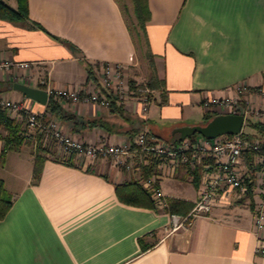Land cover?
I'll list each match as a JSON object with an SVG mask.
<instances>
[{"label": "crops", "instance_id": "0c3cea01", "mask_svg": "<svg viewBox=\"0 0 264 264\" xmlns=\"http://www.w3.org/2000/svg\"><path fill=\"white\" fill-rule=\"evenodd\" d=\"M130 2L131 8L120 0H27V20L0 17V97L20 99L44 111L42 119L54 117L69 134L93 141L131 142L138 126L177 140V125L203 122L205 95L232 94L237 84L264 106V0H146L142 28ZM107 60L125 65L130 84L128 102L116 100L121 114L109 105L62 98L60 110L50 112L49 94L41 102L9 86L16 80L44 88L39 78L45 76L53 86L97 88L112 100L92 70ZM152 68L154 86L147 83ZM142 82L150 88L144 116L136 90ZM99 117L105 123L90 121ZM4 132L0 127V149ZM32 134L0 161L11 195L0 217V264H264L250 194L223 197L210 215L172 229L171 213L188 211L197 195L193 167L164 158L148 174H156L161 191L151 194L153 203L125 201L115 185L139 177L147 161L132 142L129 166L117 168L110 156L61 157L50 140L35 170L40 134ZM176 198L189 203L185 211L171 209Z\"/></svg>", "mask_w": 264, "mask_h": 264}, {"label": "built area", "instance_id": "2783aa9c", "mask_svg": "<svg viewBox=\"0 0 264 264\" xmlns=\"http://www.w3.org/2000/svg\"><path fill=\"white\" fill-rule=\"evenodd\" d=\"M93 72L97 78L109 87L115 100L128 102L130 84L124 78L125 65L116 61H102L93 64ZM44 84L48 94H53L57 99H64L72 102H93L108 106L110 99L100 96L99 89L83 90L79 85H58L50 84L45 76L39 78ZM232 94H207L201 100L206 112H233L242 114L241 129L234 133H221L212 137L203 136L191 138L189 135L180 137L173 144L157 134L148 133L145 128L137 130L131 142L137 151V156L142 160H148L154 155L158 158L159 165L164 158H177L193 167L201 163L197 195L193 204L183 214L171 213V228L188 223L197 215H210L212 207L219 200L231 198L247 193L249 184L250 191L254 198L253 225L257 236L256 250L264 255V151L255 153L252 158L245 157V151L256 149L258 137H245L242 134L243 124L256 120L264 123V106L259 99H254L245 91L244 86L235 85ZM139 92V112L145 115L150 102V88L146 82L137 84ZM241 90V91H240ZM0 103L6 106L9 113L14 116L20 113L24 117L27 126L25 134L33 136L36 130L40 134V141L43 145L50 140L58 149L61 157H68L72 154L81 157H104L110 156L115 167H128L125 155L130 149L131 142L105 141L98 138L95 141L82 140L69 134L64 130L54 117L42 119V111L32 109L20 99L0 97ZM209 160L205 161L204 158ZM170 165H174L171 162ZM156 174H151L142 180V183L149 187L151 194H161L159 188L154 185Z\"/></svg>", "mask_w": 264, "mask_h": 264}, {"label": "trees", "instance_id": "16d2710c", "mask_svg": "<svg viewBox=\"0 0 264 264\" xmlns=\"http://www.w3.org/2000/svg\"><path fill=\"white\" fill-rule=\"evenodd\" d=\"M16 4L15 6L10 5L5 0H0V17L6 18L12 21H25L29 18L28 16V5L27 0H15ZM133 1V11L136 15V22L135 26L143 27V20L146 16L147 11V4L146 0H132ZM34 25H38L39 27H42L37 22H33ZM151 62L152 60L149 59ZM152 67V66H151ZM90 71V67H89ZM132 83V82H131ZM147 83L151 86H154L158 83V78L156 74L154 73V69L152 68L151 75L149 79L147 80ZM46 106L49 109L50 112H58L61 108L60 103L58 102L57 98L54 97L53 94H49ZM109 107L111 110L116 111L117 113L121 114L123 111L122 104L118 103L115 99L110 100ZM212 115V113L205 112L203 121H205L207 118H209ZM92 121V123L96 124H102L105 123L104 119L102 118H95ZM23 115L20 117L12 116L9 113V110L6 106L2 105L0 103V127L5 129L4 134H1V137L3 139V146L0 149V161H2L4 153L9 148H15L18 147L19 144L22 142L25 134V129L23 126ZM249 128L248 130H242V134L245 137H258V146L256 149H248L245 151V157L247 159L252 158V156L257 152L264 151V123L256 120H251L248 122ZM141 129V127H137L136 130L133 132V134ZM200 133L195 132L193 135H189L191 138L197 137ZM133 136V135H132ZM179 137L177 138V140ZM176 140L169 141L171 144H173ZM47 147L43 145L38 139V142L36 144V150L34 153L35 156V170L38 167L37 163L38 161H41L45 155H46ZM62 159V158H61ZM158 161V158L154 155L149 156L148 154V160L141 164L140 166V176L137 178H129L128 180H124L121 182H118L115 185V189L117 191L118 196L125 200L130 202H144L148 204L153 203V197L151 196V190L143 185L142 179L147 177L148 174L152 173L154 170V165ZM67 162H70L69 159H67ZM193 173L192 181L194 183H197L200 177L201 172V163H197L193 166L191 169ZM251 185L249 184L247 193H251L250 189ZM251 195V194H250ZM11 204V195L6 189L2 177H0V217L4 215L5 211ZM188 202H186L183 199H173L171 201L170 207L171 209H177L180 211H185L188 208Z\"/></svg>", "mask_w": 264, "mask_h": 264}, {"label": "water", "instance_id": "95a60500", "mask_svg": "<svg viewBox=\"0 0 264 264\" xmlns=\"http://www.w3.org/2000/svg\"><path fill=\"white\" fill-rule=\"evenodd\" d=\"M9 86L21 90L24 94L33 97L34 99L45 102L47 92L45 88L28 84L21 81H12ZM242 114L233 112H217L212 114L203 122L180 124L175 127L179 131V136L184 137L198 132L203 136L212 137L221 133H234L241 129Z\"/></svg>", "mask_w": 264, "mask_h": 264}, {"label": "rangeland", "instance_id": "374dc122", "mask_svg": "<svg viewBox=\"0 0 264 264\" xmlns=\"http://www.w3.org/2000/svg\"><path fill=\"white\" fill-rule=\"evenodd\" d=\"M121 2L123 1V3H126L127 5H128V7L129 8H131V2H130V0H120ZM134 17V16H133ZM131 18H132V16H131ZM243 129L244 130H248L249 129V124H248V119H246V121H245V123L243 124ZM195 132H193L192 134H189V135H193ZM197 137H200L201 136V134H198V135H196ZM7 167L9 168V167H11V165L9 164V165H7ZM0 171H1V173H6V172H4L2 169H0Z\"/></svg>", "mask_w": 264, "mask_h": 264}]
</instances>
